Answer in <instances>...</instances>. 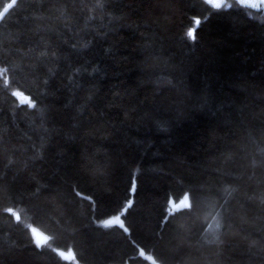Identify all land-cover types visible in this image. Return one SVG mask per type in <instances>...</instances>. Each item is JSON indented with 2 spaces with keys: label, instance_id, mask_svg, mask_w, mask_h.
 Listing matches in <instances>:
<instances>
[{
  "label": "trees",
  "instance_id": "16d2710c",
  "mask_svg": "<svg viewBox=\"0 0 264 264\" xmlns=\"http://www.w3.org/2000/svg\"><path fill=\"white\" fill-rule=\"evenodd\" d=\"M13 2L0 264H264V0Z\"/></svg>",
  "mask_w": 264,
  "mask_h": 264
},
{
  "label": "rangeland",
  "instance_id": "374dc122",
  "mask_svg": "<svg viewBox=\"0 0 264 264\" xmlns=\"http://www.w3.org/2000/svg\"><path fill=\"white\" fill-rule=\"evenodd\" d=\"M18 97L22 100L24 99L22 95H18ZM189 206H190L189 195H187L181 202H179V203L172 202V204H171L172 210H179L181 208H185V207H189ZM120 222H121V219L119 216H117V217H113V218H110L108 220L103 221L102 224L104 225V227H109V226L118 224ZM31 232L33 233L38 244H41L42 242H44L46 237L38 229L31 227ZM48 246H50V245H48ZM54 249L57 251L58 254H60V256L64 260L71 261L73 259V254L71 251L65 252V251L57 249V248H54Z\"/></svg>",
  "mask_w": 264,
  "mask_h": 264
},
{
  "label": "water",
  "instance_id": "95a60500",
  "mask_svg": "<svg viewBox=\"0 0 264 264\" xmlns=\"http://www.w3.org/2000/svg\"><path fill=\"white\" fill-rule=\"evenodd\" d=\"M14 4V2L2 13V15L0 16V19L2 18V16L7 12V10ZM46 242V241H45ZM145 259H147L148 261H151V257H146L144 256Z\"/></svg>",
  "mask_w": 264,
  "mask_h": 264
}]
</instances>
